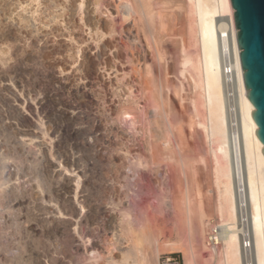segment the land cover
Returning a JSON list of instances; mask_svg holds the SVG:
<instances>
[{
    "label": "rangeland",
    "instance_id": "rangeland-1",
    "mask_svg": "<svg viewBox=\"0 0 264 264\" xmlns=\"http://www.w3.org/2000/svg\"><path fill=\"white\" fill-rule=\"evenodd\" d=\"M94 1L0 0V264H80L108 244L117 257L129 207L146 208L171 235L165 197L185 178L211 220L204 232L192 226L203 264L197 247L217 217L196 92L180 74L181 44L194 49L184 1L154 0L149 19L127 12L125 0ZM170 121L184 179L162 137Z\"/></svg>",
    "mask_w": 264,
    "mask_h": 264
},
{
    "label": "bare ground",
    "instance_id": "bare-ground-1",
    "mask_svg": "<svg viewBox=\"0 0 264 264\" xmlns=\"http://www.w3.org/2000/svg\"><path fill=\"white\" fill-rule=\"evenodd\" d=\"M183 1L188 16L187 30L194 49L181 44L180 74L188 72L192 88L196 92L191 103L196 118L195 126L200 128L206 139L211 159L216 222L226 229L221 238L214 237L217 244H204L197 249L200 250L199 253L204 249L203 264H264L263 146L256 136L257 126L251 117L254 108L247 98L243 83L233 9L230 0ZM124 2L127 12L140 14L143 18L147 16L145 19L151 17L154 0ZM94 4L98 8L102 3L101 0H95ZM81 6L82 2L79 3V9ZM111 17L109 15V19ZM158 100L155 98L152 104L158 115H161L163 111H159L163 106H160L161 102ZM167 115L164 116L166 119L163 117L165 121L168 119ZM161 123L163 126L164 121L161 120ZM172 124L171 121L166 123L163 128L165 131H161L165 135H160L167 141L166 149L171 146L169 159H175L180 164L182 173L187 175L188 161L182 153L180 137L172 140V136L178 132L174 128L175 133ZM189 182L185 178L170 193L171 196L165 197V201L170 202L166 206L175 218L171 235H165L154 226L150 216L144 211L146 208L139 214H134L133 207H129L120 210L122 212L115 233L119 255L114 257L112 246L108 244L102 251L87 250L88 255L96 254V257L88 258L80 264H98L99 260L104 261V264H158L161 254L176 252L181 254L183 264H197V257L201 258V255L197 254L194 245L196 243L192 237V226L193 230L204 232L207 226L209 228L211 220L207 219V215L199 207ZM2 191L0 183V214L3 210ZM239 207H244L246 212L249 242L246 240L245 244L240 235ZM201 260L202 258L199 259Z\"/></svg>",
    "mask_w": 264,
    "mask_h": 264
},
{
    "label": "water",
    "instance_id": "water-1",
    "mask_svg": "<svg viewBox=\"0 0 264 264\" xmlns=\"http://www.w3.org/2000/svg\"><path fill=\"white\" fill-rule=\"evenodd\" d=\"M243 83L264 156V0H230Z\"/></svg>",
    "mask_w": 264,
    "mask_h": 264
},
{
    "label": "built area",
    "instance_id": "built-area-1",
    "mask_svg": "<svg viewBox=\"0 0 264 264\" xmlns=\"http://www.w3.org/2000/svg\"><path fill=\"white\" fill-rule=\"evenodd\" d=\"M239 205H240V202H239ZM245 217H246V212H245L244 207L243 209H240L239 207L240 235H241V239L243 240L244 244L246 240H248L249 242V232H248V226H247V221ZM225 230L226 229L221 227L219 224H217L216 221H213L212 225L210 226L209 234L207 235V243L217 244L216 243L217 241L214 237L218 236L219 238H221ZM242 230L244 231L241 232ZM247 246H249V243H247ZM158 264H183V261H182V258L176 253H166V254L160 255Z\"/></svg>",
    "mask_w": 264,
    "mask_h": 264
}]
</instances>
